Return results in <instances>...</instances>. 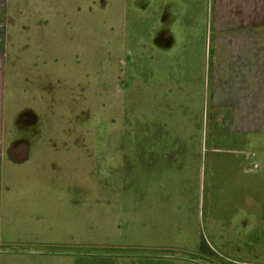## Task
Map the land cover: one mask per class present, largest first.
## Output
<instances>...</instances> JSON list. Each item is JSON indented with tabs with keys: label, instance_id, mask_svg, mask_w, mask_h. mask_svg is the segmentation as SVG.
Here are the masks:
<instances>
[{
	"label": "rangeland",
	"instance_id": "obj_1",
	"mask_svg": "<svg viewBox=\"0 0 264 264\" xmlns=\"http://www.w3.org/2000/svg\"><path fill=\"white\" fill-rule=\"evenodd\" d=\"M123 3L0 0V264H263L264 126L238 134L229 128L227 111L213 108L210 120L196 121L200 134L181 139L204 147L194 193L184 200L174 193L169 207L161 198L153 217L146 211L150 201L129 190L120 145L124 129L139 125L144 85L135 70L153 65L154 56L139 55L137 29L152 8L142 13L136 1ZM207 9L210 31L256 16L245 7ZM62 133L69 139L76 133L84 145L76 199L33 191V165L8 160L13 145L28 146L35 138L56 145ZM138 185L136 178L132 186ZM72 209L77 224L59 215ZM28 211L50 212L28 220ZM45 218L51 224L40 225ZM34 227L43 240L21 239ZM153 239L173 249L128 247Z\"/></svg>",
	"mask_w": 264,
	"mask_h": 264
},
{
	"label": "crops",
	"instance_id": "obj_2",
	"mask_svg": "<svg viewBox=\"0 0 264 264\" xmlns=\"http://www.w3.org/2000/svg\"><path fill=\"white\" fill-rule=\"evenodd\" d=\"M134 1L142 13L144 8H152L146 20L140 18L137 29L139 55L151 59L154 56V64L146 63L135 70L144 85L139 100V125L136 130L124 129L120 148L128 165L124 174L125 182L130 184L128 189L138 191L142 199L150 201L149 205L145 203L147 210L142 207L140 211H149L156 217L159 211L156 202L161 203V198L169 207L174 193L184 200L189 191L194 193L198 188L204 147L181 142L186 135L200 134L197 120H210L211 110L218 108L220 113L227 111L229 128L238 134L256 133L264 126V0ZM123 5L127 6V0ZM209 5L251 8L256 10V16L237 26L210 31L205 27ZM164 22L176 27L163 29ZM62 135L65 139L56 145L36 143V138L28 146L13 145L8 160L19 163L27 159L33 165L29 168L33 191H53L76 199L82 191L83 170L77 165L83 161L84 145L78 142L76 133L70 134V139L66 133ZM129 136L138 137L137 142L132 137L129 142ZM106 148L114 150L116 145L109 144ZM33 173L40 180L33 178ZM136 178L139 185L132 186ZM46 212L50 211H28V220L45 217ZM59 215L65 216V223L69 219L76 224L80 221L77 209L60 211ZM44 224L51 223L45 218L40 225ZM36 231L34 227L30 236L21 239L43 240ZM74 241L70 243H79ZM128 246L159 248L164 245L153 239L132 241Z\"/></svg>",
	"mask_w": 264,
	"mask_h": 264
},
{
	"label": "trees",
	"instance_id": "obj_3",
	"mask_svg": "<svg viewBox=\"0 0 264 264\" xmlns=\"http://www.w3.org/2000/svg\"><path fill=\"white\" fill-rule=\"evenodd\" d=\"M128 247H132V246H128ZM132 248H146V247H134L133 246ZM147 248H149V247H147ZM150 248H155V247H150ZM159 248L170 249L172 247H159ZM176 249H180V248H176ZM180 250L184 251L185 253L191 254V255H197V253L192 252L190 249L183 248V249H180ZM219 264H228V263H225V262L221 261V262H219Z\"/></svg>",
	"mask_w": 264,
	"mask_h": 264
}]
</instances>
